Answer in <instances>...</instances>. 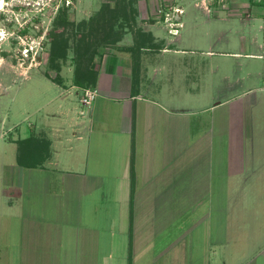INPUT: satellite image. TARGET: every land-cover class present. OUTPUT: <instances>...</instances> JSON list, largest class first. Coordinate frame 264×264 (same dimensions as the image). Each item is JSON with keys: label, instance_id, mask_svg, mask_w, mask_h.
<instances>
[{"label": "crops", "instance_id": "obj_1", "mask_svg": "<svg viewBox=\"0 0 264 264\" xmlns=\"http://www.w3.org/2000/svg\"><path fill=\"white\" fill-rule=\"evenodd\" d=\"M255 5L264 7V1ZM144 14L154 15L149 7ZM167 14L181 29L190 25ZM259 18L242 27L259 49L245 56L261 59ZM153 20L143 31L160 49L143 50L141 71L126 55L97 73L100 97L90 110L52 113L58 124L31 122L29 132L19 127L10 143L3 138L11 133L0 135L7 170L0 252L6 264H264V148L247 143L264 133L258 118L246 113V106H264V74L249 73L236 95L199 111L182 106L173 79L166 93L150 77L157 54L181 44V33L175 41L159 40L156 28L166 14ZM224 107L231 110L221 118L205 116ZM66 126L67 134L51 132ZM26 140L29 152H20ZM32 153L35 162L24 160ZM11 219L19 221L16 228Z\"/></svg>", "mask_w": 264, "mask_h": 264}, {"label": "rangeland", "instance_id": "obj_2", "mask_svg": "<svg viewBox=\"0 0 264 264\" xmlns=\"http://www.w3.org/2000/svg\"><path fill=\"white\" fill-rule=\"evenodd\" d=\"M0 1L3 2V8L0 10V135L5 132L11 133L3 138L5 142L10 143L14 140L13 137L15 138V130L19 131L21 128V131L28 133L31 122L42 123L47 120V126L58 124V119L50 118L52 113L67 112L73 107L90 110L81 100L84 98V90L94 87H80L75 83L79 65L76 48L78 40L83 36L79 33V25L86 22L89 26L102 5L108 4L111 8H115L117 0H68L69 3L67 0ZM257 3L256 0H136L134 4L138 11L136 23L132 21L133 17L127 22L123 20L122 14L119 15L125 24H129L121 29L120 22L116 23L113 32H121L119 42L113 45H101L105 34L102 25L99 26L96 34L89 35V43L91 45L94 43L93 48L96 50L91 68L97 73L107 71L114 64L112 61H115V58L117 61V58L127 57L126 55L135 60L134 55H138L134 51L136 40L141 38L139 36L141 30L148 29L146 22H154L155 14L162 17L164 14L173 13L175 7H183L186 14H176L177 17L181 16L184 22L190 21L189 26L179 29L183 42L168 46L172 49L169 52L157 54L158 60L150 68V77L151 81L161 83L166 93L173 91V87L168 82L169 79H173L179 89L176 94L184 100L182 106H189L190 109L199 111L202 106L210 105L211 100L217 103L236 95L241 91L242 85L246 86L249 83V80H246V75L249 73L264 74V58L245 56L248 53H258L259 49L252 44L250 36L242 27V21H248L252 17L261 19L256 22L257 28L263 24L264 7L256 6ZM196 5L206 10L198 9ZM147 7L154 14L148 18L144 14ZM62 9L67 10L68 25L56 23L59 11ZM158 26L157 31L154 32L155 34L159 32V36L157 35L159 40L175 41L176 36L168 32L165 22H161ZM106 32L111 31L107 28ZM52 33L61 34L67 43L64 56L56 57L54 62ZM173 49H181L184 52L177 53ZM93 50L91 49L89 54H92ZM235 53L240 55H233ZM136 67L138 71L142 70L141 54ZM237 79H243L244 82ZM60 92L65 94V99ZM107 104L113 106L112 102ZM40 106L48 107L42 109L39 114L33 115ZM84 110L81 111L85 112ZM229 110L230 107H224L205 116L221 118L227 115ZM246 113L247 116L252 114L255 119L258 118L260 131L264 133V106H246ZM88 114L89 112L85 113V118L87 120L92 118L93 121L94 116ZM83 115L77 114L78 117ZM199 122L197 119L195 126L200 127ZM14 124L17 126L16 129ZM10 129L11 132H8ZM73 130L72 126L71 131ZM67 131L66 126L60 130L53 128L51 132L58 136V134H67ZM249 142L251 147H257L261 142L260 146L262 148L263 145L264 148V136L255 140L253 138L247 143ZM2 147L3 143L0 142V202L4 190L7 189L3 187L7 170L1 161ZM10 148L7 154L9 158H13L15 150ZM20 148V152H29L23 144ZM35 155L28 154V158L24 160L29 163L35 162ZM18 222L16 219H11L10 223L16 228ZM6 262V257L0 252V264Z\"/></svg>", "mask_w": 264, "mask_h": 264}, {"label": "trees", "instance_id": "obj_3", "mask_svg": "<svg viewBox=\"0 0 264 264\" xmlns=\"http://www.w3.org/2000/svg\"><path fill=\"white\" fill-rule=\"evenodd\" d=\"M135 2L136 0H117L115 8H111L110 5L104 4L102 5L101 10L98 12L96 17L91 20L89 26L86 22L79 25V33L83 34V36L81 39L78 40L77 48H76V54L77 57L79 58V65L76 71L77 75L75 77V83L77 86L95 88L97 82L98 74L96 71L92 70L91 68V63L94 59L93 54L96 53V50L95 48H93L94 43L93 45L89 43V38H88L89 35L92 36L96 34L97 30L99 31V26L102 25L105 34L103 35V39L101 40V45L103 44L113 45L119 42L121 40V32L115 33L113 32V30L115 29V25H117L118 22H120L119 26L121 27V29H124L126 28L127 25H129L128 23L125 24V21L129 22V20L132 17H133L132 21L135 22L136 17L138 15V11L134 6ZM127 7L129 9H127ZM120 9L122 10V12L119 13ZM66 11L67 10H63V9L59 11L60 13L56 18V23H59L61 25L69 24ZM120 14L124 16L123 20L125 21L120 19L119 16ZM122 21L124 22V24H122ZM107 28H109L111 32L107 33L106 32ZM139 33L141 34L139 35L141 38L140 39L138 38L136 40V44H135L136 47L135 49L133 48L134 51L138 53V55L137 54L134 55L135 72L138 71L136 67V62L139 61V54H141V51H143L144 49H154V50L160 49L159 46L153 42L154 38L152 37L151 34H147L143 32V30H141V32ZM52 36L54 41V44H52L53 62H54L56 57L64 56L67 43L61 34L52 33ZM91 49H94L93 53L89 54L91 52ZM136 56H138V58ZM21 143H23V146H25L26 148H28V146L30 145V142L27 140ZM21 145L22 144H20L19 146V150L21 149L20 148ZM20 157L22 156L19 155V160H18L19 162H21Z\"/></svg>", "mask_w": 264, "mask_h": 264}, {"label": "built area", "instance_id": "obj_4", "mask_svg": "<svg viewBox=\"0 0 264 264\" xmlns=\"http://www.w3.org/2000/svg\"><path fill=\"white\" fill-rule=\"evenodd\" d=\"M256 1L258 3H261L264 0H256ZM159 12L161 13V10ZM174 13L181 15L183 14V11L180 9H175ZM172 20H173V17H171L169 14H166L165 22L168 26V32L173 36H177L179 34V29L182 27V24H180L179 22H173ZM84 92H85L84 98L81 101L87 107H91L94 104L95 100L99 97V93L95 89H85Z\"/></svg>", "mask_w": 264, "mask_h": 264}, {"label": "bare ground", "instance_id": "obj_5", "mask_svg": "<svg viewBox=\"0 0 264 264\" xmlns=\"http://www.w3.org/2000/svg\"><path fill=\"white\" fill-rule=\"evenodd\" d=\"M3 8V2L0 1V10Z\"/></svg>", "mask_w": 264, "mask_h": 264}]
</instances>
